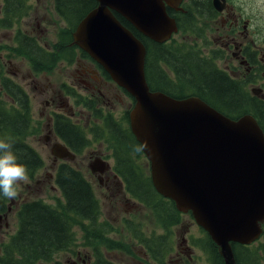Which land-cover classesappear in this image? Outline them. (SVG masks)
<instances>
[{"label":"water","instance_id":"95a60500","mask_svg":"<svg viewBox=\"0 0 264 264\" xmlns=\"http://www.w3.org/2000/svg\"><path fill=\"white\" fill-rule=\"evenodd\" d=\"M181 1L96 0L97 7L75 27L72 44L133 98L129 127L149 161L155 191L179 212L191 213L224 264H236L232 243L257 240L264 221L263 131L251 115L232 120L198 97L176 99L151 91L144 72L146 48L115 16L146 39L164 44L178 32L166 9H177ZM219 1L213 0L218 11ZM51 155L75 159L59 143ZM108 168L99 157L89 164L93 173Z\"/></svg>","mask_w":264,"mask_h":264},{"label":"trees","instance_id":"16d2710c","mask_svg":"<svg viewBox=\"0 0 264 264\" xmlns=\"http://www.w3.org/2000/svg\"><path fill=\"white\" fill-rule=\"evenodd\" d=\"M203 5L208 6L204 1ZM95 0H54L56 15L64 23L63 30L57 35V41L50 48L41 45L37 37L17 29L14 37L16 55L24 56L34 72H49L64 56L68 64L75 60L72 43V32L77 24L94 8ZM29 10V0H4V7L0 17V30H9L14 27ZM168 14L175 17L174 11L167 9ZM120 23L129 29L146 48L145 78L151 91H161L173 98L180 99L187 95H194L228 118L235 119L241 115L250 114L254 118L262 115L264 111L257 112L245 104L233 109L234 113L226 110L222 104L226 101L237 102L238 96L224 86L220 81V74L212 67L206 66L208 61L196 53L195 47H187L185 43L173 47V38L165 44H156L138 33L124 18L115 14ZM185 31L184 26L179 25V31ZM83 57H87L81 51ZM184 89L186 92H178ZM194 89V90H193ZM70 92V89H68ZM0 92L10 100L3 98L0 93V139H9L13 143V151L17 155L18 162L28 168V177L33 178L41 169L42 161L39 155L28 145L27 136L31 131L30 101L25 91L10 78L1 77ZM190 92L191 94H186ZM78 96L75 95V98ZM79 101L77 102V104ZM90 101L87 100L86 107ZM228 106V105H227ZM246 106V107H245ZM229 107V106H228ZM99 113L94 116L102 123L101 130L94 125L91 133L96 139L104 140L110 149L114 159V173L125 184L126 193L132 199L145 205V208L154 215L162 224L166 235L171 231L182 215L173 202L163 199L154 190L149 173L137 163L135 155L141 153V147L132 135L128 125V115H124L122 121L113 119L109 114L99 108ZM237 116V117H232ZM258 118V124L264 132V120ZM53 129L55 134L71 150L79 154L84 147L89 145V140L79 126L73 124L63 114L53 115ZM78 142V143H77ZM77 143V144H74ZM55 184L60 190L64 201L58 209L41 200L22 202L18 211V228L8 245L3 249L0 258L1 264H38L50 262L59 252L71 251L76 245L72 230L74 220L80 223L84 232L91 237L101 239L105 224L98 222L99 204L94 195L92 186L84 174L67 163L58 166L55 173ZM2 196V195H0ZM84 223H87L84 224ZM165 235V236H166ZM136 240L144 248L148 249L163 235H144L142 231L134 233ZM164 236V237H165ZM200 243L202 249L208 247L209 238H191L192 244ZM102 245L106 250L121 249V245L110 240H103ZM232 249L237 264H264V243L260 258L250 252V248L233 244ZM215 262H222L220 256L211 250ZM249 258L242 257L246 255ZM166 254L161 258L152 260L160 264H166ZM94 260L90 264H112L105 254L98 248L93 249Z\"/></svg>","mask_w":264,"mask_h":264},{"label":"rangeland","instance_id":"374dc122","mask_svg":"<svg viewBox=\"0 0 264 264\" xmlns=\"http://www.w3.org/2000/svg\"><path fill=\"white\" fill-rule=\"evenodd\" d=\"M237 5L246 8L247 12L252 14L259 13V16L264 12V0H231ZM2 8V0H0V11ZM200 22V21H199ZM64 24L57 17L53 10V0H30L27 16H24L13 28L9 30H0V79L3 75L11 78L19 84L23 90L29 95L31 102V131L27 136L28 145L39 155L42 161V167L38 170L33 178L22 182L18 188V195L14 200L11 208V214L8 218V235L11 238L17 230L18 226V211L20 204L26 200L32 201L39 199L53 207L60 208L63 204L61 193L54 182L56 167L61 161H54L50 154V146L45 144L47 135V124L49 116L53 112H60L71 118L73 122H78L79 126L85 131V135L89 140V145L77 154L74 165L79 167L84 176L91 182L94 194L99 203V218L98 222L107 224L104 228L102 238L97 239L91 237L84 232L80 223L74 220L72 230L75 236L76 245L73 250L57 253L50 262H41L38 264H67L71 261H84V264L93 262V249L98 247L113 264H159L154 263L149 258L146 251L140 246L136 240L134 233L142 231L144 235L160 234L164 232L161 222L149 211V209L138 206L135 208L125 207L116 204L114 200L107 199L104 195V189L97 185V181L92 179L88 164L92 159L101 154L108 155L107 144L104 140L96 139L91 129L97 120L93 116V110L86 107L88 92L78 82V72L80 67L77 61L85 62L92 61L90 58L83 57L81 51L74 49L75 60L72 64H68L64 56H61L60 61L49 72H34L24 56L16 55L12 50L15 47L14 37L17 29L29 33L37 38H40L43 47L50 48L57 41V35L63 30ZM205 30L202 25L197 29L179 31L173 36V47H177L185 43L187 47L193 45L195 51L200 55H204V50L212 48L213 45L204 47L205 39L203 38ZM195 43H197L195 45ZM93 62V61H92ZM101 71V70H100ZM65 84L73 88L77 94V98L73 97L63 90L61 85ZM107 87L116 92L117 98L112 102L96 103V108H103L110 112L113 119H123L128 108L131 98L123 91L115 88L111 84ZM194 90V89H193ZM178 92L185 93L184 89H177ZM62 94V100L67 106H56L51 104L49 96ZM186 94H191L187 92ZM79 103L77 104V102ZM124 102V105L121 103ZM48 103V105H47ZM113 104V105H112ZM223 105V104H222ZM226 110L234 113V110L223 105ZM90 115V118H89ZM123 121V120H119ZM101 123V121H100ZM102 127V123H101ZM54 137L62 142L53 130ZM264 133V132H263ZM63 143V142H62ZM101 146V150L98 146ZM137 163L145 171H149V165L144 155L141 153L135 155ZM108 159V160H107ZM111 165V158H106ZM50 177V178H49ZM87 225V223H84ZM172 232V250L167 256V264H209L206 248L202 249L200 243L192 244L191 238H205L201 229L195 224L190 215H181L175 225L170 227ZM103 240H110L120 244L121 249L106 250L102 245ZM9 241V238H8ZM255 243L250 247V252L257 250L260 243ZM193 246H191V245ZM262 249L256 253L260 258ZM246 255L241 256L249 258ZM220 255V254H219ZM80 264V263H79ZM243 264H248L244 263Z\"/></svg>","mask_w":264,"mask_h":264},{"label":"flooded vegetation","instance_id":"af4514ba","mask_svg":"<svg viewBox=\"0 0 264 264\" xmlns=\"http://www.w3.org/2000/svg\"><path fill=\"white\" fill-rule=\"evenodd\" d=\"M204 1L208 3L207 7L203 5ZM219 3L222 7L218 11L213 5V0H182L180 5L178 6V9L172 8V10L174 11L175 20L178 27L181 24L182 26L186 27L187 30H193L202 25L205 30H208L203 35V38L205 39L204 47L211 44L213 45V47L204 50L203 56L208 61V64H206V66L212 67L217 73H219L220 81L233 93V95H235L236 100V96H238L239 98L237 102L226 101L227 104H225V106L228 105L229 108L233 110L239 107L241 104H245L247 107L256 110L257 112L264 111V12H262L260 16L259 13L252 14L251 12H247L246 8L237 5L231 0H220ZM3 7L4 0H2L0 17ZM53 10L56 13L54 9V0ZM196 44L197 43H195V45ZM92 61H77V65L78 67H80V70L78 72V82L88 92L87 99L88 101H90V103L87 109L93 110L94 116L95 114L99 113L95 109L99 108H96V105L98 104L92 103V101L109 104L107 103L108 101H110L109 98L112 102L117 98L116 92L107 87L108 83L121 90L122 92L124 91V89L117 86L110 79L107 73L102 69V67ZM61 88L63 90H67V92L73 97L77 95L73 88L68 87L65 84H62ZM68 89L71 90V93L68 91ZM49 99L51 104L53 105L59 107L63 105L67 106V104L62 100V94H54L52 96H49ZM121 103L124 105V102ZM127 107L130 109L132 108V99ZM130 109L127 110L128 113ZM55 113L63 114L60 112H53L51 116H49L47 129L52 126L53 115ZM63 115L71 120V118L67 115ZM94 118L97 120L95 116ZM258 118H262V115L258 116ZM258 118H254L257 124ZM71 122L79 126V123L77 121L73 122L71 120ZM123 125L126 126L125 123H123ZM79 128L83 129L80 126ZM83 132L85 134L84 130ZM51 138V136H46L45 140L50 141ZM47 145L49 144L47 143ZM98 147L100 148L99 150H101V146L99 145ZM68 149L72 151L70 148ZM108 151L110 152L109 157L108 155L103 156L101 154L100 158H102L103 160H105L106 158H111L112 165L107 161L108 159L105 160L109 168L103 174H99L98 172H90L91 178L97 181V185L100 188L104 189L103 195L110 201L112 199L116 204L123 205L125 207L129 206V208L131 209L138 206L145 208V205L128 197L124 182L114 173V159L112 157L111 151ZM72 152L75 153L74 151ZM12 204L13 203L10 201V199L0 196V216L2 217L0 220V254L5 235L10 239L8 231L6 230L4 232L2 228H5V225L8 226V218L11 214ZM185 215L189 214L186 213ZM260 226L262 229L261 234L258 239L252 243L251 246H253L255 243H259L261 239H264V221L260 224ZM156 235H163V237L155 241L148 249L144 248L141 244L140 246L146 251L149 258H151V255L153 254L154 258L158 259L161 258L162 254L165 253V261L167 264V256L172 250V232L170 231L168 235H166L165 232ZM208 238V247H204V249L206 248L209 264H224L223 260L221 263L214 261L211 250L217 253L218 256L220 255L217 246L212 242L210 237ZM263 243L264 241L259 244L258 248L263 245ZM233 244L234 243H232V245ZM257 250L252 252L254 255V260ZM232 252L234 260L236 262L233 249ZM240 260L242 261V256L240 257ZM153 262L157 263L158 261L153 260Z\"/></svg>","mask_w":264,"mask_h":264},{"label":"clouds","instance_id":"9594fccd","mask_svg":"<svg viewBox=\"0 0 264 264\" xmlns=\"http://www.w3.org/2000/svg\"><path fill=\"white\" fill-rule=\"evenodd\" d=\"M28 175L27 166L18 162L10 138L0 139V195L15 199L20 184L27 181Z\"/></svg>","mask_w":264,"mask_h":264}]
</instances>
